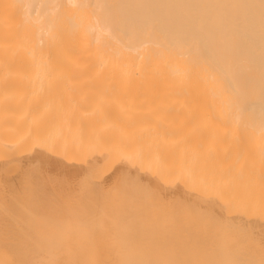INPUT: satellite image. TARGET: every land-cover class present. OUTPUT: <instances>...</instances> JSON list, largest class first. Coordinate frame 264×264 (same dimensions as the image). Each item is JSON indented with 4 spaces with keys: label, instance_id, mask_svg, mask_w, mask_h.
Here are the masks:
<instances>
[{
    "label": "bare ground",
    "instance_id": "1",
    "mask_svg": "<svg viewBox=\"0 0 264 264\" xmlns=\"http://www.w3.org/2000/svg\"><path fill=\"white\" fill-rule=\"evenodd\" d=\"M130 105L162 114L167 144L117 134L115 115ZM165 153L181 182L127 183ZM116 156L115 174L91 186L92 169ZM12 160L22 170L2 177ZM241 174L264 190V0H0V184L36 181L27 223L0 214V264H185L155 246H138L145 260L94 254L87 236L99 223L75 222V194L107 200L115 189L128 210L154 203L153 232L139 215L119 218L127 241L172 234L264 263V240L241 229L263 223L221 218L244 199ZM30 236L59 242L33 250Z\"/></svg>",
    "mask_w": 264,
    "mask_h": 264
},
{
    "label": "rangeland",
    "instance_id": "2",
    "mask_svg": "<svg viewBox=\"0 0 264 264\" xmlns=\"http://www.w3.org/2000/svg\"><path fill=\"white\" fill-rule=\"evenodd\" d=\"M148 106H151L148 104ZM141 107V106H140ZM137 107L135 105H130V107L119 109L118 113H116V124H119L117 127V134L121 137H138L140 135H149L151 137L159 135L157 140L151 141V145H164L167 144V138L164 139L165 135H161V127L163 120L162 114L158 113L155 115H146L136 113ZM161 118V119H159ZM79 121V117L76 119V122ZM158 132V134L156 133ZM168 149V147H166ZM32 150H26L25 156L28 157L31 155ZM166 151V150H165ZM161 161H141L137 164L136 168H132L131 170H136L132 172L128 171L129 177L127 178V183L131 184L132 182L142 183L145 181H157L161 182L163 185L171 186L175 183H179L182 181V175L174 173V159L170 157L168 153L163 155ZM121 157L116 156L114 158H106L102 163L95 166L94 169L90 172V176L87 182L91 186L100 185L103 181L112 177L115 174L120 162ZM81 160V159H80ZM173 163L171 164V162ZM81 163L83 161H80ZM170 163V164H169ZM170 166L171 170L168 169ZM52 170V168H49ZM44 170L42 168H38L34 170L36 173L35 177L40 171L52 172L50 170ZM22 170V162L21 160H12L8 164H6L1 169L2 177H11L17 175ZM54 170V169H53ZM148 174L145 176L143 173ZM249 171H245L243 176L249 175ZM242 174L241 184L237 186V195H241L244 197L243 201L237 202L235 206L232 208H223V212L221 213V218L224 219L226 223L230 226L237 224L240 221L241 217L257 219L258 222L263 224H256L250 227L241 228L243 233L252 234L254 236L261 237L264 240V190H261L260 187H256V189H249V183L245 181ZM36 181L33 178H30L28 181H13V183L0 184V214H3L5 217H9V215L18 213L21 220L27 223V217L32 213V205L34 196L32 194V190ZM117 189H115L107 200H103L102 198L92 199L95 196H98L95 193H90L85 197L88 198L82 202V200H78L81 195L75 194V222L78 224V220L82 223H87L88 225H93L95 222L99 224L94 227V231L89 238L93 243L94 254L98 257L103 256L104 254L113 255L115 249H118L122 255L125 257L126 255L131 256L132 260H145L147 259L145 255H150V251L148 249H141L138 246L141 245L145 248L148 246H155L158 249H161V252L164 256L168 254H173V258L178 263H187V264H264L257 262L253 257H247L239 255L234 250L228 249L224 250L219 245H202L201 243H196L193 241H175L176 235H170L173 237V240L163 241L158 239L154 242H151L147 238L139 241H127L124 236L125 229L119 224V218L125 215H134L136 217L141 216L140 222L141 227L146 229L147 232H153L157 227L155 224H152L153 215L156 212L152 210L154 203L151 200H148L146 204H140L136 201L132 202L136 206V208H132L128 210L126 208L125 200L122 199L119 194H116ZM139 192V191H138ZM101 193V191H100ZM215 193V192H214ZM213 192L207 193L208 196L213 195ZM139 194V193H138ZM86 195V194H84ZM82 194V198L84 196ZM212 196V197H213ZM81 205H80V203ZM129 204V203H128ZM127 204V207H128ZM223 204V202H222ZM152 205V207H151ZM224 205V204H223ZM82 206V207H81ZM221 211V210H219ZM218 211V212H219ZM221 219V220H222ZM137 221V219L135 218ZM145 222V223H144ZM137 223V222H136ZM134 223V225H136ZM255 225V226H254ZM80 226V225H79ZM63 227V226H59ZM20 228H28L31 229L28 225H22ZM75 229V227H74ZM115 232V235H112V238L109 236V232ZM123 230L122 233L120 231ZM144 235V233H143ZM169 236V237H170ZM57 240H51L50 242L45 241L44 238L39 237H28L26 241L27 248H32L33 250L36 247L45 248L47 244L54 245V243H58ZM18 247H24V245H19ZM177 250H183V256L179 257L176 254ZM190 255V257H189ZM162 256V255H161ZM241 256V257H240ZM111 257V256H110ZM189 257V258H188ZM112 258V257H111ZM188 258V259H187ZM241 258V259H240ZM150 260H155L156 257L149 258ZM125 262V261H121ZM119 264V263H118Z\"/></svg>",
    "mask_w": 264,
    "mask_h": 264
}]
</instances>
